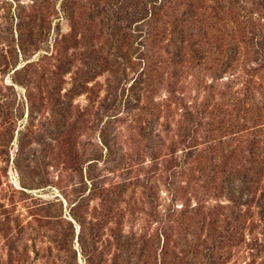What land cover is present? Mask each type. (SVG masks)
Here are the masks:
<instances>
[{"label": "trees", "instance_id": "1", "mask_svg": "<svg viewBox=\"0 0 264 264\" xmlns=\"http://www.w3.org/2000/svg\"><path fill=\"white\" fill-rule=\"evenodd\" d=\"M141 1L139 70L111 103L74 107L92 77L75 72L62 94L71 60L59 52L7 64L12 84L49 107L35 127L40 110L28 105L17 130L14 193L47 187L39 170L50 166L68 210L60 197L32 199L23 224L19 200L0 204L5 264H27L19 239L32 223L57 264H226L242 248L245 264H264V0ZM21 109L0 112V149ZM88 123L91 152L80 142Z\"/></svg>", "mask_w": 264, "mask_h": 264}, {"label": "rangeland", "instance_id": "2", "mask_svg": "<svg viewBox=\"0 0 264 264\" xmlns=\"http://www.w3.org/2000/svg\"><path fill=\"white\" fill-rule=\"evenodd\" d=\"M141 8V0H0V112L9 114L17 107L21 109V104L23 111V119L15 124L12 142L0 149V204L8 207L10 200H19L18 194L14 193V189L21 190V187L13 159L18 147L17 130L26 123L28 105L40 110V118L36 117L33 122L35 127L38 119L43 122L49 114V107L40 105L36 89L27 91L23 85L12 84V72H7L11 67L9 65V69H6L7 64L16 59L17 67H21L41 55L50 56L59 52L63 58L71 60L69 72L63 77L62 94L70 87L75 72H87L92 77L87 84L90 90L71 101L74 107L83 109L90 103L97 106L105 100L111 103L114 92L120 97L139 70V46L143 29L139 22ZM36 44L40 46L39 49L32 51ZM20 45L25 49V55L19 51ZM50 60L47 68L54 62ZM11 85L12 88H9ZM27 95L31 98L29 103L25 100ZM80 142L85 152L95 149V144L100 146L98 132L92 130L90 133L89 123L80 135ZM33 147V144L26 146L27 150ZM39 171L48 186L26 190L28 197L18 201L14 215L23 224L31 219L28 206L32 199L44 202L60 197L64 214L68 210L61 186L57 184L58 170L48 166L46 170ZM136 191L140 192L138 188ZM164 197V193H161V198ZM31 228L34 230L29 229L19 239L25 242L29 238L26 253L29 258L26 263L57 264L56 250H47L49 244L43 229L34 223ZM32 243L37 255L31 251ZM16 247L21 250L20 244ZM260 254L262 256L263 253ZM261 259H257V262ZM6 260L7 246L0 237V264H5ZM249 260V251L242 248L226 264H245ZM78 263L84 264L79 256Z\"/></svg>", "mask_w": 264, "mask_h": 264}]
</instances>
